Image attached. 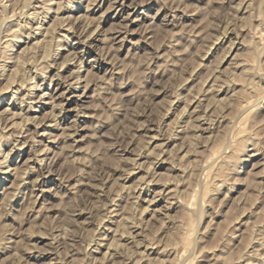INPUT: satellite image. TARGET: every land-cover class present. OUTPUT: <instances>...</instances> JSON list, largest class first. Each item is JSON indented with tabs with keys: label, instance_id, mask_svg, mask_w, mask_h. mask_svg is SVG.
Segmentation results:
<instances>
[{
	"label": "rangeland",
	"instance_id": "1",
	"mask_svg": "<svg viewBox=\"0 0 264 264\" xmlns=\"http://www.w3.org/2000/svg\"><path fill=\"white\" fill-rule=\"evenodd\" d=\"M14 3L0 12V230L35 197L24 259L264 264V0Z\"/></svg>",
	"mask_w": 264,
	"mask_h": 264
},
{
	"label": "clouds",
	"instance_id": "2",
	"mask_svg": "<svg viewBox=\"0 0 264 264\" xmlns=\"http://www.w3.org/2000/svg\"><path fill=\"white\" fill-rule=\"evenodd\" d=\"M151 2L152 0H131V4L128 5V0H110L107 11L115 9L119 12L125 5L132 7L150 4ZM182 2L183 0H157L158 4H162L167 7L179 6ZM53 4L58 6V10L67 9L73 12L77 11L79 8H84L85 10L90 11L97 4H100V8L104 7V5L100 3V0H46L45 7ZM10 7H15L14 0H0V12L5 13L6 18H10ZM99 10L100 9L98 8L97 11ZM99 19H102V16L99 17L98 20ZM122 30L127 31L126 28ZM109 31H113V29H109ZM0 44H3V39H0ZM0 59H3V57H0ZM0 69H3V65H0ZM3 78V76H0V79ZM58 107H60V105H58ZM243 143L244 142H242V145ZM255 146L260 151H264V142H258ZM237 150L242 151L243 148L240 147ZM48 171V169H45V171L41 173V176L46 175ZM33 208H35V197L32 198V202L28 208L24 209L20 216L17 217L21 221L20 228L12 227L11 225H4L3 230H0V264H30V262L25 260L21 255V252L29 249L37 250L30 244L25 243V239L33 234L34 229H23V223L26 222L24 218L27 215V212ZM9 214L8 203L4 202L3 204H0V221L3 220L5 215ZM14 236L20 237V239H14ZM40 251H44V249H40ZM262 259H264V257H262Z\"/></svg>",
	"mask_w": 264,
	"mask_h": 264
},
{
	"label": "bare ground",
	"instance_id": "3",
	"mask_svg": "<svg viewBox=\"0 0 264 264\" xmlns=\"http://www.w3.org/2000/svg\"><path fill=\"white\" fill-rule=\"evenodd\" d=\"M56 18H57V17H56ZM20 26H21V25H20ZM7 29H8V28H7ZM11 38H12V37H11ZM233 43H234V42H233ZM245 71H246V70H245ZM241 72H242V71H241ZM207 89H208V88H207ZM241 96H242V95H241ZM41 97H42V96H41ZM239 146H240V145H239ZM239 146H238V147H239ZM104 254H105V253H104Z\"/></svg>",
	"mask_w": 264,
	"mask_h": 264
}]
</instances>
